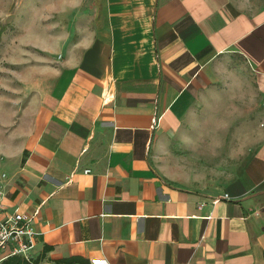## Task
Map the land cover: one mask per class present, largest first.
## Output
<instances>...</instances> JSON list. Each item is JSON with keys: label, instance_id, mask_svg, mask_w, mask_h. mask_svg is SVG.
Wrapping results in <instances>:
<instances>
[{"label": "crops", "instance_id": "0c3cea01", "mask_svg": "<svg viewBox=\"0 0 264 264\" xmlns=\"http://www.w3.org/2000/svg\"><path fill=\"white\" fill-rule=\"evenodd\" d=\"M11 9L41 54L0 142L2 216L30 219V260L264 264V0ZM225 83L244 98L226 118Z\"/></svg>", "mask_w": 264, "mask_h": 264}, {"label": "rangeland", "instance_id": "374dc122", "mask_svg": "<svg viewBox=\"0 0 264 264\" xmlns=\"http://www.w3.org/2000/svg\"><path fill=\"white\" fill-rule=\"evenodd\" d=\"M11 10V0H0V142L4 140V136L11 134L15 138L18 133L21 110L26 105L23 78L26 74L35 72L37 60L41 58L40 52L29 45L35 42L24 32L23 27L27 25L26 21L21 23V12L11 16ZM227 85L228 83L222 84L220 88L228 92L231 87ZM237 86L243 89L242 81ZM229 92L224 93V113L221 114L224 118L230 105H239L244 99L232 96V91Z\"/></svg>", "mask_w": 264, "mask_h": 264}, {"label": "built area", "instance_id": "2783aa9c", "mask_svg": "<svg viewBox=\"0 0 264 264\" xmlns=\"http://www.w3.org/2000/svg\"><path fill=\"white\" fill-rule=\"evenodd\" d=\"M89 171H85L88 173ZM6 178L4 173L0 174V254H3V260L9 257H22L29 261L30 253L34 247L36 231L31 225L30 219L19 213L4 212L2 198L4 196L1 182ZM226 197V196H225Z\"/></svg>", "mask_w": 264, "mask_h": 264}, {"label": "trees", "instance_id": "16d2710c", "mask_svg": "<svg viewBox=\"0 0 264 264\" xmlns=\"http://www.w3.org/2000/svg\"><path fill=\"white\" fill-rule=\"evenodd\" d=\"M1 264H37V260L34 261H27L22 257L14 256L9 257L1 262Z\"/></svg>", "mask_w": 264, "mask_h": 264}, {"label": "snow or ice", "instance_id": "6c2138e0", "mask_svg": "<svg viewBox=\"0 0 264 264\" xmlns=\"http://www.w3.org/2000/svg\"><path fill=\"white\" fill-rule=\"evenodd\" d=\"M97 264H98V262H97Z\"/></svg>", "mask_w": 264, "mask_h": 264}]
</instances>
